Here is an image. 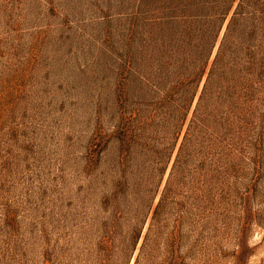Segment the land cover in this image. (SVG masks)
Wrapping results in <instances>:
<instances>
[{
    "label": "rangeland",
    "instance_id": "rangeland-1",
    "mask_svg": "<svg viewBox=\"0 0 264 264\" xmlns=\"http://www.w3.org/2000/svg\"><path fill=\"white\" fill-rule=\"evenodd\" d=\"M190 7L189 0H0V264L120 258L99 229L108 214L99 208L100 159L115 155L109 146L127 102L129 62L175 55L161 47H173L171 16ZM259 113L243 162L232 170L213 156L200 202L211 216L193 219L191 202L165 206L142 224L125 264L134 263L149 226L156 248L139 264H264Z\"/></svg>",
    "mask_w": 264,
    "mask_h": 264
},
{
    "label": "trees",
    "instance_id": "trees-1",
    "mask_svg": "<svg viewBox=\"0 0 264 264\" xmlns=\"http://www.w3.org/2000/svg\"><path fill=\"white\" fill-rule=\"evenodd\" d=\"M189 2L188 10L171 16L177 26L173 47H161L175 55L129 62L127 102L117 112L109 146L115 155L100 159L105 168L97 178L99 208L108 214L98 218H106L99 229L105 247L120 253L114 264L129 260L142 224L149 215L152 223L169 204L182 210L191 202L193 219L211 216L200 202L213 156L218 153L234 170L244 149L255 145L256 122L263 118L264 0ZM150 228L133 264L156 248L149 243Z\"/></svg>",
    "mask_w": 264,
    "mask_h": 264
}]
</instances>
